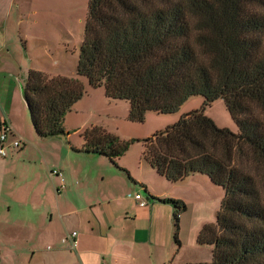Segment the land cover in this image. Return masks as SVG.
I'll use <instances>...</instances> for the list:
<instances>
[{"label":"trees","instance_id":"trees-1","mask_svg":"<svg viewBox=\"0 0 264 264\" xmlns=\"http://www.w3.org/2000/svg\"><path fill=\"white\" fill-rule=\"evenodd\" d=\"M80 78L129 104L131 123L203 98L143 140L142 160L169 183L202 175L224 190L215 223L201 231L214 247L210 264H264V0H88L75 78L28 73L25 105L39 140L65 135L63 120L85 95ZM217 100L236 133L205 115ZM81 137L84 153L113 164L131 143L98 126Z\"/></svg>","mask_w":264,"mask_h":264},{"label":"crops","instance_id":"crops-1","mask_svg":"<svg viewBox=\"0 0 264 264\" xmlns=\"http://www.w3.org/2000/svg\"><path fill=\"white\" fill-rule=\"evenodd\" d=\"M16 1L0 0V123L2 121L9 124L15 136L23 141L28 140L31 145L15 151L16 149L10 146L12 138H8L5 149V153L8 150V156L6 154L4 158H0V225H6L20 235L14 238L27 243L41 242L42 245L34 251L35 256L29 264H152L151 258L154 264H158L155 258L160 257L159 254L168 258L170 251L166 250L164 253L161 250L159 254L157 251L148 252L144 248L146 227L149 223L148 238L152 243V227L157 209L162 205L167 207L164 218L165 222L170 224L172 212L170 206L157 201L159 199L156 197L161 198L165 192L156 194L151 191L144 167H148L152 173L151 178L155 179L158 185L163 186L164 183L171 187L170 185L176 183H169L159 176L142 160V157L138 163L142 174L139 181H136L131 169L119 168V174L107 176L105 166H101L104 173L97 169L90 175L88 169L80 171L74 169L71 163H60V148L58 150L56 145H62L61 147L66 149L65 155L69 158L70 150H73L69 142L71 140L69 132L81 136V132L87 128L86 123L73 127L64 118L63 136L67 137L68 143L63 141L59 144L45 142L49 139L38 142L35 134H31L28 128H25L26 119L20 109L16 81L22 80V74L28 76L30 71L44 72L53 77H65V74L59 70L55 71L57 67L52 63L41 65L30 57L29 35L23 31L24 15L20 14L23 12L14 10ZM33 14L35 17V13ZM20 15L23 16L22 20H18ZM10 34L17 36L24 44V49L27 50L24 59L14 55ZM69 77L75 78V71ZM79 81L85 86L83 79L80 78ZM20 84L25 83L19 82ZM81 145L83 148V139ZM78 153L85 155L89 160H94V157L104 159L83 151ZM27 155L31 157L30 160H26ZM20 162L22 165L39 163L45 165L47 169L41 168L43 174H40L33 169L27 171V168L22 170L17 168L14 176L20 174L22 183L10 186L7 178L8 173L13 171L7 170V167L13 163L16 166ZM53 171H58L61 177L53 175ZM196 177L199 175H191L178 183ZM139 193L148 197V200L145 198L146 207H139L134 199V195ZM160 214L158 215L161 216ZM72 232L77 233V245L74 249L70 247L69 241H64Z\"/></svg>","mask_w":264,"mask_h":264},{"label":"rangeland","instance_id":"rangeland-1","mask_svg":"<svg viewBox=\"0 0 264 264\" xmlns=\"http://www.w3.org/2000/svg\"><path fill=\"white\" fill-rule=\"evenodd\" d=\"M87 9L88 0H17L14 10L23 12L20 13L24 15L23 31L29 35V55L33 61L41 65L52 63L57 67L55 71L59 70L64 73L65 78H72L69 75H72L76 69L79 47L84 37ZM33 13H35V17H33ZM22 15H20L18 20H22ZM10 43L12 51L17 58L21 57V59H24V55L26 54L27 56L24 44L14 34H10ZM27 78V75L22 74V80H17L16 86L21 102L20 109H22V114L26 119L25 128H28L31 134H35L27 107L22 101L19 90V82L26 84ZM83 80L85 82V95L66 115L65 118L68 122L73 127H79L84 123H86V127L96 124L98 127L117 136L121 141L131 142L124 156L117 159L114 165L105 157H103V160L98 157H94V160H89L85 155L78 153L83 151L82 138L80 134H72L73 132L70 131L71 140L69 142H71L73 150H70L69 158H67L65 155L66 149L61 147L62 145H56L58 150L60 148L61 159L59 162L71 163L74 169L80 171L88 169L90 175L95 173L97 169L104 173V168L101 166H105L107 176H111L114 173L119 174V168L131 169L132 175L136 181H139L142 174L138 163L143 150V140L178 122L183 115L200 109L204 103L202 97H193L183 104L175 114L162 116L147 113L142 124L131 123L127 120L129 104L124 101L106 100L103 88L92 89L88 86V82L85 79ZM205 115L218 128L228 129L233 133L237 132V126L222 100H217L207 107ZM62 128H64L63 124ZM35 138L40 142L37 137ZM63 141L68 143L66 136L54 138L53 140L49 139V141L45 142H56L52 144H59ZM22 143L21 148L31 145L26 139L24 141L22 139ZM6 152L8 156V150ZM30 159L31 157L27 155L26 160ZM43 167L47 169L45 165H39V163L22 165L20 162L16 166L13 163L10 167H7V170L13 171L10 174L8 173V184L10 186H18L22 183L20 174L16 177L14 176L17 168L19 170L27 168V171L33 169L43 174L41 171ZM144 168L146 176L149 178L151 191L156 194L165 192L161 198L156 197V199L179 200L186 206L185 211L179 212L174 205L166 204L170 206L169 208L172 212L171 224L165 222L164 218L167 211L165 208L167 207L162 205V207L157 209V211H160H156L155 214L156 218L152 227V243L148 238L150 235L148 223L145 238L146 246L144 248L148 252L150 250L157 251L158 254L161 250L164 253L166 250L170 251L168 258L163 254H159L160 257L155 258L158 264H210L214 247L211 244L200 242L201 231L205 226L215 223L216 215L224 198V190L214 186L207 177L202 175H199L196 179H190V181L170 185L171 187L164 183L163 186H160L155 179L151 178L152 173L148 167ZM139 194L145 199L143 193ZM176 217H178V220H176ZM198 234L199 243L197 242ZM14 237H20V235L14 233L6 225H0V264H29L35 256L34 251L42 245L41 242L33 243L30 241V243H27ZM150 263L154 264L152 258Z\"/></svg>","mask_w":264,"mask_h":264},{"label":"built area","instance_id":"built-area-1","mask_svg":"<svg viewBox=\"0 0 264 264\" xmlns=\"http://www.w3.org/2000/svg\"><path fill=\"white\" fill-rule=\"evenodd\" d=\"M9 137L12 138V142L10 143V146L12 148L19 149L23 145L22 139L18 136H15L13 128L9 124L1 121L0 123V157L2 158H4L6 155L5 149H6V144H7ZM52 174L61 177V174L58 171H53ZM63 188L64 187L62 186L61 189ZM134 199L138 202L139 207L143 208L147 206V201L140 194L134 195ZM76 238H77V233L72 232L65 238L64 241L65 242L69 241L70 247L74 249L77 245Z\"/></svg>","mask_w":264,"mask_h":264},{"label":"water","instance_id":"water-1","mask_svg":"<svg viewBox=\"0 0 264 264\" xmlns=\"http://www.w3.org/2000/svg\"><path fill=\"white\" fill-rule=\"evenodd\" d=\"M19 87H20L21 98H22L23 102L26 104L25 94H24V85L20 84ZM145 198H147V200H148L147 196Z\"/></svg>","mask_w":264,"mask_h":264}]
</instances>
